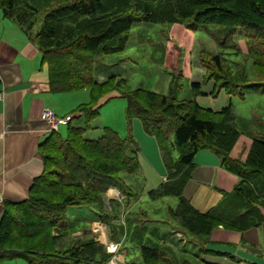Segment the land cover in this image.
I'll use <instances>...</instances> for the list:
<instances>
[{"label": "trees", "instance_id": "1", "mask_svg": "<svg viewBox=\"0 0 264 264\" xmlns=\"http://www.w3.org/2000/svg\"><path fill=\"white\" fill-rule=\"evenodd\" d=\"M100 1L72 0L52 8L34 36L31 31L35 25V8L26 1L0 0L3 17L15 23L40 51L47 69L49 92H90L92 104L76 110L85 112L87 121L99 114L98 104L103 95L95 92L107 86L98 83L94 77L91 57L97 52L103 56L123 52L127 39L123 33L137 23L180 24L190 30L200 19L210 15L219 13L230 17L235 30L242 28L252 34L247 44L255 81L247 87L244 85L243 89L259 88L264 94V0H133L137 2V11L120 13L118 19L121 20H116L117 23L113 21L120 11H111L114 8L111 4L103 7ZM113 3L118 9L121 7L120 2L114 0ZM93 19L97 21L91 22ZM74 28L79 33L75 38ZM212 38L218 46L225 48V42H219L215 36ZM211 61L221 70L218 56H213ZM116 89L112 92L127 104V137L121 139L106 127L98 138L87 137V129L83 127L69 126L65 139L51 132L41 146L44 171L34 182L28 201L5 208L0 217V264L14 259H22L28 264H66L62 260L66 254L95 258L90 242L77 246L73 242L70 248L60 243L62 236L59 233L66 232L67 226L69 233L71 228L58 212L69 206H84L92 196L99 204L108 189L121 190L120 184L128 189L118 175L122 171L129 174L138 169V146L130 128L133 119H138L144 132L156 139L167 170L166 181L151 190L149 197L177 199L176 209H169V214L174 221L175 218L179 220L181 230L186 233L194 230L195 235L197 232L199 236L207 237L216 226L243 232L264 221L258 210H264V120L258 123V133L251 137L247 158L240 162L229 154L239 136L233 126L236 117L231 104L220 113H212L199 109L193 100L176 102L171 97L172 90L164 96L142 90L120 93L119 88ZM191 89L195 96L207 95L200 91L199 83H191ZM236 93L241 96L242 91ZM141 97L146 100L145 106L140 102ZM158 110L161 116H150ZM170 133L173 136L171 145L179 153L176 162L165 150ZM200 149L215 153L222 166L239 180L233 191L234 199H228L216 212L207 214L195 211L182 196L192 159ZM60 187L70 192L55 201L58 198L56 190ZM240 209L243 210L241 214ZM55 252L58 253L56 257ZM160 256L163 255L160 253ZM43 257L45 259H41ZM146 263L168 264L157 251H143V264Z\"/></svg>", "mask_w": 264, "mask_h": 264}, {"label": "rangeland", "instance_id": "2", "mask_svg": "<svg viewBox=\"0 0 264 264\" xmlns=\"http://www.w3.org/2000/svg\"><path fill=\"white\" fill-rule=\"evenodd\" d=\"M21 1H26L36 10L35 25L31 31L35 36L52 8L72 0ZM106 1L111 0L100 1L104 4L103 7L111 4L114 7L111 11L116 9L120 11L113 23L121 20L118 19L121 14H133L132 12L138 9L137 2L133 0H116L120 2L119 9L113 5L114 0L110 3ZM94 20L96 19L90 21ZM78 26L79 24L75 27ZM234 28L230 17L219 13L200 19L190 30L180 24L131 25L128 31L123 33L127 38L123 52L108 56L97 52L91 57L94 62V77L98 83L107 85L95 92L96 95H103L98 104L99 114L87 121L82 110L73 112L71 116H75V119L68 126H60L57 131L58 136L65 139L68 127L72 126L83 127L87 129V137L98 138L102 135V129L106 127L115 131L121 139H125L128 129L127 104L112 90L119 88L120 93L142 90L164 96L169 95L172 90L171 97L176 102L189 100L195 102L196 96L191 89V83L196 82L199 83L200 91L205 90L207 94L216 95L222 93L226 101L225 105L231 104L232 112L236 117L233 126L239 134L233 144L238 145L232 159L244 162L251 143L247 146L239 144L238 140L243 137L251 141V137L258 133V123L264 120V95L259 88L243 89L244 85L247 87L248 83L255 81L247 44L252 34L245 29ZM73 34L74 38L79 36L75 28ZM212 36H215L219 42H225L223 45L225 48L218 46ZM213 56L220 58L221 70L211 61ZM240 91H242L241 96L235 94ZM73 96L82 103L81 106L92 104L89 91H78ZM210 96L212 99L216 98ZM140 102L145 106L144 98L141 97ZM199 109L207 111L203 105L199 106ZM251 110H254L260 119L253 120ZM220 111L212 113H220ZM159 112V110L157 113L153 112L150 116L159 117L161 116ZM133 120L130 123L131 134ZM137 122L140 124L138 120ZM133 138L137 143L135 137ZM172 142L173 136L170 133L165 142V150L176 162L179 153L172 147ZM137 161L140 165L136 171L129 174L122 171L118 175L128 189L120 184L121 190L118 188L107 190L99 204L92 196L84 202V206H69L58 212L60 218L62 216L63 219L66 218V225L69 223L71 228L69 233L68 226L66 232L59 233L62 236L60 243L67 244L66 246L70 248L73 242L77 243L74 244L75 246L90 242L91 251L96 255L95 258H90L66 254L62 259L66 264H143V251H157L158 256L163 259L164 256H160V253L164 252L165 245L173 251L170 256L174 254L172 256L175 264H181L185 260L195 264L196 255L201 256L196 246L181 239L179 220L175 218V221L171 222L168 219L169 209L175 210L177 207L176 199L171 197L151 199L149 192L157 189L161 185V180L148 168L146 158L141 155V160L137 159ZM69 192V189L66 191L62 187L58 188L56 190L58 198L55 201L60 199L62 194ZM53 213L57 214L55 210ZM169 216L173 220L172 214ZM189 233L192 237L199 236L197 232L195 235L194 230ZM69 240L73 241L69 242ZM53 254L56 257L58 253ZM2 264L28 263L22 259H14L4 261Z\"/></svg>", "mask_w": 264, "mask_h": 264}, {"label": "crops", "instance_id": "3", "mask_svg": "<svg viewBox=\"0 0 264 264\" xmlns=\"http://www.w3.org/2000/svg\"><path fill=\"white\" fill-rule=\"evenodd\" d=\"M74 93L49 92L47 69L36 44L15 23L4 18L0 9V193L4 198L0 217L5 208L28 201L34 182L44 171L41 146L51 132L40 119L42 112L49 110L59 118L71 116L82 105L74 98ZM195 102L211 112L227 106L222 93L215 99L210 94L196 96ZM251 118L260 119L254 110H251ZM137 120H133L132 128L138 146L136 157L138 160L141 155L146 158L148 168L162 184L167 170L161 151L156 139L147 135ZM238 141L247 146L251 143L249 138L243 137ZM237 145L230 153L231 158ZM188 172L182 196L198 213L216 212L225 201L234 199L233 191L239 180L222 166L220 158L212 151L200 149ZM258 210L264 217V210ZM242 212L240 209L239 213ZM167 216L169 221H174L169 214ZM179 232L181 239L198 248L201 256L196 255L195 264H264V221L243 232L216 226L207 237H192L181 229ZM171 253V248L165 245L162 260L173 263Z\"/></svg>", "mask_w": 264, "mask_h": 264}, {"label": "built area", "instance_id": "4", "mask_svg": "<svg viewBox=\"0 0 264 264\" xmlns=\"http://www.w3.org/2000/svg\"><path fill=\"white\" fill-rule=\"evenodd\" d=\"M1 99V94H0ZM41 121L45 123L50 132H57L60 126H68L73 121L72 116L58 118L53 112L44 110L40 116ZM4 203L3 195L0 193V206Z\"/></svg>", "mask_w": 264, "mask_h": 264}, {"label": "bare ground", "instance_id": "5", "mask_svg": "<svg viewBox=\"0 0 264 264\" xmlns=\"http://www.w3.org/2000/svg\"><path fill=\"white\" fill-rule=\"evenodd\" d=\"M112 251H113V250H112ZM112 253H114V251H113Z\"/></svg>", "mask_w": 264, "mask_h": 264}, {"label": "water", "instance_id": "6", "mask_svg": "<svg viewBox=\"0 0 264 264\" xmlns=\"http://www.w3.org/2000/svg\"><path fill=\"white\" fill-rule=\"evenodd\" d=\"M193 83V82H192Z\"/></svg>", "mask_w": 264, "mask_h": 264}]
</instances>
